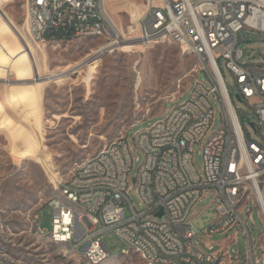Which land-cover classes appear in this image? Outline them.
<instances>
[{
  "label": "built area",
  "instance_id": "built-area-1",
  "mask_svg": "<svg viewBox=\"0 0 264 264\" xmlns=\"http://www.w3.org/2000/svg\"><path fill=\"white\" fill-rule=\"evenodd\" d=\"M24 9L25 31L35 41L44 42L50 34L98 39L102 46L117 48L128 38L164 39L196 55L204 72V80L193 81L190 97L166 109L149 129L116 138L68 179L58 180L59 196L49 203L51 242L88 264H103L113 256L103 239L108 231L126 245L122 255L135 253L145 264H264L242 215L246 203H254L264 222V64L243 63L240 35L244 30L264 33V0H147L145 12L135 23L130 19L126 33L107 11L106 0H24ZM49 9H56V16H49ZM49 21H57L56 31H49ZM221 64L232 73L237 95L255 113L251 126L258 139L243 130ZM212 93L223 106L224 125L202 144L203 167L198 168L195 146L214 119ZM136 150L142 154L138 176H145V183L136 193L139 205L128 216L125 202L132 200ZM214 189L219 204L206 235L243 228L248 242L244 261L230 246L237 239H223L217 250L209 244L210 252L195 241L190 211ZM74 208H82V215H74ZM90 220L98 221L97 231H90Z\"/></svg>",
  "mask_w": 264,
  "mask_h": 264
},
{
  "label": "rangeland",
  "instance_id": "rangeland-1",
  "mask_svg": "<svg viewBox=\"0 0 264 264\" xmlns=\"http://www.w3.org/2000/svg\"><path fill=\"white\" fill-rule=\"evenodd\" d=\"M143 4L147 0H106L112 19L126 30L135 12L131 8ZM25 20L24 0H0V264H88L38 228L37 222L51 231L49 203L59 196L58 180L68 179L79 164L116 138L127 132L133 138L149 129L166 109L190 97L193 81L204 80V72L196 55L169 40L151 47L133 41L132 51L121 47L109 52L98 39L35 41L25 31ZM240 35L243 63L264 64V33L244 30ZM221 69L243 130L258 139L251 126L253 109L237 98L232 73L224 64ZM209 99L215 114L204 140L195 146L198 168L203 167L202 144L224 125L221 102L214 93ZM135 154L139 161L130 174L134 187L142 159L139 151ZM130 196L139 205L134 188ZM216 196L215 189L208 192L190 211L198 233L195 241L210 252L209 244L217 250L223 239H237L230 246L244 261L248 242L243 228L206 235L216 219ZM125 209L129 216L128 204ZM242 215L248 218L257 256L264 258V222L258 207L246 203ZM103 239L113 255L103 264H145L135 253L121 254L126 245L115 232H106Z\"/></svg>",
  "mask_w": 264,
  "mask_h": 264
},
{
  "label": "bare ground",
  "instance_id": "bare-ground-1",
  "mask_svg": "<svg viewBox=\"0 0 264 264\" xmlns=\"http://www.w3.org/2000/svg\"><path fill=\"white\" fill-rule=\"evenodd\" d=\"M144 7H147V5L143 4L142 7H140V8H138L136 6L131 8V10L135 11L134 13L131 12V19H132L131 23L137 22V20L143 15V13L145 12V10H143ZM49 16H56V9H49ZM119 27H120V30H121L122 33H126V29H124L122 26H119ZM56 30H57V21H49V31H56ZM27 40H28L29 46L36 51L35 47L29 41V39H27ZM128 40L129 41H126L124 43H120L119 45L117 44L116 45L117 48L108 47V51L109 52H113L114 50H118V49L121 50V47L132 51L133 49H131V46H130L131 43L133 41H139V40L130 39V38H128ZM163 41H164V39L158 40V41H145V42L141 41V42H143L146 47H151V46L154 45V43L158 44V43H161ZM140 79H141V76L138 77L137 87L139 86ZM19 153L22 154L23 150L20 149ZM56 177L57 176H54L53 178H56ZM141 183H145V176H138V181H137L135 187L133 185H131V192H132V190L134 188L136 193H141ZM125 204L129 205L130 210H133L135 208V204H134V202L132 200H127L125 202ZM74 215H82V208H74ZM97 227H98V221L97 220H90V231H97L98 230ZM39 229L44 235H46V237L50 241H52V233L51 232H47V231L43 230L42 228H39ZM54 244H57V243H54Z\"/></svg>",
  "mask_w": 264,
  "mask_h": 264
},
{
  "label": "water",
  "instance_id": "water-1",
  "mask_svg": "<svg viewBox=\"0 0 264 264\" xmlns=\"http://www.w3.org/2000/svg\"><path fill=\"white\" fill-rule=\"evenodd\" d=\"M237 98L239 100H242L238 95H237ZM251 125L254 126V123L251 122ZM163 215V211L161 210L160 212L157 213V216L161 217Z\"/></svg>",
  "mask_w": 264,
  "mask_h": 264
},
{
  "label": "trees",
  "instance_id": "trees-1",
  "mask_svg": "<svg viewBox=\"0 0 264 264\" xmlns=\"http://www.w3.org/2000/svg\"><path fill=\"white\" fill-rule=\"evenodd\" d=\"M48 37H51V35H50V34H47V38H48ZM56 38H58V39H62L63 36H56Z\"/></svg>",
  "mask_w": 264,
  "mask_h": 264
},
{
  "label": "crops",
  "instance_id": "crops-1",
  "mask_svg": "<svg viewBox=\"0 0 264 264\" xmlns=\"http://www.w3.org/2000/svg\"><path fill=\"white\" fill-rule=\"evenodd\" d=\"M219 244H222L223 243V240L222 241H220V242H218Z\"/></svg>",
  "mask_w": 264,
  "mask_h": 264
}]
</instances>
